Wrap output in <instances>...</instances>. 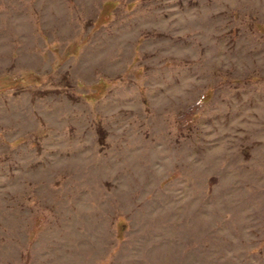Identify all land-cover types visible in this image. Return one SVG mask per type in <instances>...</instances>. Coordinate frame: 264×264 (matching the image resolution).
Instances as JSON below:
<instances>
[{
  "label": "rangeland",
  "instance_id": "1",
  "mask_svg": "<svg viewBox=\"0 0 264 264\" xmlns=\"http://www.w3.org/2000/svg\"><path fill=\"white\" fill-rule=\"evenodd\" d=\"M0 264H264V0H0Z\"/></svg>",
  "mask_w": 264,
  "mask_h": 264
}]
</instances>
